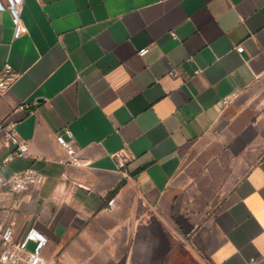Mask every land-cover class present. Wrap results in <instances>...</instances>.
Here are the masks:
<instances>
[{
  "label": "crops",
  "instance_id": "0c3cea01",
  "mask_svg": "<svg viewBox=\"0 0 264 264\" xmlns=\"http://www.w3.org/2000/svg\"><path fill=\"white\" fill-rule=\"evenodd\" d=\"M21 16L13 38L0 11V69L18 74L0 122L28 150L0 133V181L44 180L0 198V223L45 233L51 264H180L171 232L198 264H264V0H24Z\"/></svg>",
  "mask_w": 264,
  "mask_h": 264
},
{
  "label": "built area",
  "instance_id": "2783aa9c",
  "mask_svg": "<svg viewBox=\"0 0 264 264\" xmlns=\"http://www.w3.org/2000/svg\"><path fill=\"white\" fill-rule=\"evenodd\" d=\"M24 0H0V11H7L12 22L13 38L19 37L25 32L22 21V9ZM241 45L237 46L238 51H242ZM148 47H141L137 53L144 55ZM18 74L12 65L6 61L0 69V96L14 83ZM18 109H27L29 113L34 112L33 107L28 102H21L17 105ZM68 139L63 134H56V141L63 146L69 156L70 162L77 160L75 148L72 143V133L68 128L64 129ZM0 133L3 135L7 144H12L11 155L24 156L28 150L27 141L19 137L15 130V122H0ZM44 175L32 168L15 171L9 177L0 181V198L15 193L29 187L41 184ZM264 232V227H263ZM47 243L45 233L35 226H29L22 235L15 236L12 226L9 223H0V264H51L43 255V248ZM254 259H250L248 264H252Z\"/></svg>",
  "mask_w": 264,
  "mask_h": 264
},
{
  "label": "water",
  "instance_id": "95a60500",
  "mask_svg": "<svg viewBox=\"0 0 264 264\" xmlns=\"http://www.w3.org/2000/svg\"><path fill=\"white\" fill-rule=\"evenodd\" d=\"M171 235L174 239V246L178 250H180L181 253V261L180 264H198L191 255L187 252L186 248L184 247L183 243H180L179 240L176 238V235L171 232Z\"/></svg>",
  "mask_w": 264,
  "mask_h": 264
}]
</instances>
